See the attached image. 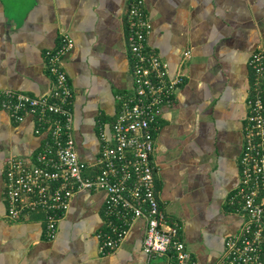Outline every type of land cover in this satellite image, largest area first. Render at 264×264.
<instances>
[{"label": "crops", "instance_id": "obj_1", "mask_svg": "<svg viewBox=\"0 0 264 264\" xmlns=\"http://www.w3.org/2000/svg\"><path fill=\"white\" fill-rule=\"evenodd\" d=\"M130 0H0V90L47 95L53 86L46 52L70 35L64 57L74 92V137L81 159L100 157L104 132L120 112L119 96L133 87L128 46ZM149 48L184 83L162 108L156 148L158 197L181 227L193 264H216L244 216L230 203L241 180V156L256 51L264 53V0H145ZM189 51V57L185 52ZM264 88V78L262 81ZM28 116L14 122L0 106V264H165L143 249L146 221H136L114 251L103 254L104 191L75 195L55 239L43 213L10 218L5 162L33 158L46 134Z\"/></svg>", "mask_w": 264, "mask_h": 264}, {"label": "built area", "instance_id": "obj_2", "mask_svg": "<svg viewBox=\"0 0 264 264\" xmlns=\"http://www.w3.org/2000/svg\"><path fill=\"white\" fill-rule=\"evenodd\" d=\"M127 22L133 87L118 97L120 112L112 123V137L101 134L97 161L81 159L74 137V92L63 64L75 45L70 35L63 34L60 46L46 52L53 79L47 95L0 90V106L14 122L33 116L35 133L46 134L33 158L11 155L5 162L7 215L18 219L42 212L46 235L53 240L75 195L101 190L106 193L104 226L97 236L103 254L116 250L132 225L144 219L143 249L149 259L166 256L165 264H193L181 227L169 220L160 203L152 159L162 108L174 102L184 76L171 75L169 63L149 48L152 23L145 0H130ZM190 54L185 52V57ZM249 65L254 79L247 101L241 180L230 197L244 222L227 239L216 264H264V53L254 52Z\"/></svg>", "mask_w": 264, "mask_h": 264}]
</instances>
